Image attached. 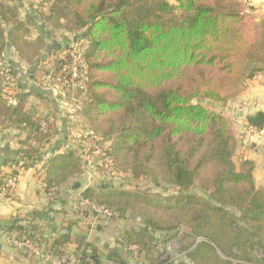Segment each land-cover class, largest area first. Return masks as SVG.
<instances>
[{"label": "trees", "instance_id": "obj_1", "mask_svg": "<svg viewBox=\"0 0 264 264\" xmlns=\"http://www.w3.org/2000/svg\"><path fill=\"white\" fill-rule=\"evenodd\" d=\"M173 1L0 0V138L12 130L23 135L2 165L41 164L51 197L72 191L82 218L99 221L96 230L104 221L123 228L119 243L130 256H100L84 243L74 251L83 264H101V257L113 264H160L150 256L153 245L181 229L202 240L184 246L188 261L168 256L164 264L263 262L256 250L264 254V186L255 182L252 161L234 159L235 137L214 107H225L247 79L264 75V15L255 20L241 0ZM60 29L73 36L49 44ZM72 51L80 56L74 81ZM58 87L61 92L53 93ZM65 96L86 144L53 155V113L29 99ZM245 120L262 129L264 112ZM95 148L111 166L98 157L94 167L87 164ZM91 169L103 179L85 186L81 179ZM16 230L18 239L33 237L25 227Z\"/></svg>", "mask_w": 264, "mask_h": 264}, {"label": "crops", "instance_id": "obj_2", "mask_svg": "<svg viewBox=\"0 0 264 264\" xmlns=\"http://www.w3.org/2000/svg\"><path fill=\"white\" fill-rule=\"evenodd\" d=\"M241 1L255 20L264 15V0ZM35 34L32 33V36ZM256 77L247 79L236 99L221 111L228 119L236 140L234 159L252 161L255 182L264 186V127H250L245 120L247 115L256 111L264 112V81ZM29 105L36 106L41 112L49 110L53 113L55 137L52 146L58 145L53 155L76 150L79 142L86 144V139H78L82 132L79 128L81 119L79 115H74L73 119L68 117L73 109L65 100L55 102L49 98L42 102L37 98H30ZM22 139L23 135L15 130L0 138V179L4 175L12 174L16 181L13 190L0 199V264H38L29 249L12 244V240L19 236L16 227L29 229L28 232L33 236L30 240L42 250L64 249L74 253L79 246L89 243L91 247L87 251H96L100 256L111 252L126 258L127 251L119 243L120 225L104 221L100 223L103 227L96 230L93 224H99L97 219L82 218L78 213L76 193L62 190L60 198L54 199L45 192L44 178L47 168L44 169L41 164L36 163L15 169L2 165L5 159L12 156ZM101 179L103 177L93 169L81 182L85 186L99 185ZM61 236L67 240L59 242L60 246L56 247L59 243L55 240ZM256 253L263 261L258 264H264V254L259 250ZM101 264L113 262L101 257Z\"/></svg>", "mask_w": 264, "mask_h": 264}, {"label": "built area", "instance_id": "obj_3", "mask_svg": "<svg viewBox=\"0 0 264 264\" xmlns=\"http://www.w3.org/2000/svg\"><path fill=\"white\" fill-rule=\"evenodd\" d=\"M76 50H79V49L77 48ZM70 56L72 58L71 64L69 66L70 81H74L80 75L79 74L80 56H79L78 51L70 52ZM256 78L261 81H264V75L259 74L257 75ZM6 80H10V77L8 75L6 76ZM5 90L7 89L5 88ZM56 92L57 93L61 92L60 87L56 89ZM6 98L9 103L12 102V99L9 95ZM68 117L70 119H73L74 118L73 113L69 114ZM42 126L43 128H45L46 124L42 123ZM96 157L100 158L103 163L107 164L108 166H111L112 164L111 161L107 158H102L100 149L98 148H95L92 151L91 156L87 158V164H89V166L91 167H94V159ZM15 184H16V181H15L14 176H6L5 186L4 188L0 190V199L4 198L7 194H9L15 187ZM86 203H87L86 201H81L82 205ZM93 209L101 213L105 217L110 216V213L104 209L95 208V207H93ZM12 244L15 246H20V247L22 246V247L29 249L32 255L38 260V264H83L81 260L78 258V256L73 252H68L67 254H64V255L52 254L46 250H42L39 247H37L36 244H34V242L31 241L30 239L23 240V239L15 238L12 240ZM127 249L134 250V246L129 245Z\"/></svg>", "mask_w": 264, "mask_h": 264}, {"label": "rangeland", "instance_id": "obj_4", "mask_svg": "<svg viewBox=\"0 0 264 264\" xmlns=\"http://www.w3.org/2000/svg\"><path fill=\"white\" fill-rule=\"evenodd\" d=\"M171 3H174L173 0H169ZM45 6L40 7V9L45 10ZM25 15L24 12H22V16ZM73 35L69 34V32L65 31V30H56L53 32V41L50 40L49 44H52L53 42H56V44L61 43L63 44L64 42H66L67 40L70 39V37H72ZM82 42L84 45H86V39H82ZM55 90V91H54ZM53 90V93L56 92V89ZM65 101H68L67 96H65L64 98ZM68 107V106H67ZM69 108V107H68ZM72 108V107H70ZM214 108H216V110H224V107L216 105ZM125 179H122V183H124V185H127L130 183L128 181V179L126 177H123ZM121 184V180H114V185L115 186H120ZM129 187V186H128ZM122 226L120 225V232H121ZM177 237L175 236L173 239H171L170 241H167L166 243H162L161 241L155 242V244L153 245V248L151 249V257L153 259H156L157 261L160 262V264H164L163 261L168 258V256H171L169 259V261L174 260V262H178L181 260L184 261H188V258L186 256V249L184 250V246L188 248V246L191 248L193 247L196 243H198L199 241H201V238H193V237H189L186 236L184 234V229H181L178 233H177ZM217 254L223 258H226L221 252L220 250L217 251ZM130 256V255H127ZM256 257V255H254ZM132 258V257H131ZM151 262V261H150ZM233 264H236L237 260L234 259L233 260ZM126 264H139L137 262H134L133 259H129L127 260ZM141 264H149L145 261V263H141Z\"/></svg>", "mask_w": 264, "mask_h": 264}, {"label": "water", "instance_id": "obj_5", "mask_svg": "<svg viewBox=\"0 0 264 264\" xmlns=\"http://www.w3.org/2000/svg\"><path fill=\"white\" fill-rule=\"evenodd\" d=\"M77 186V185H76Z\"/></svg>", "mask_w": 264, "mask_h": 264}]
</instances>
